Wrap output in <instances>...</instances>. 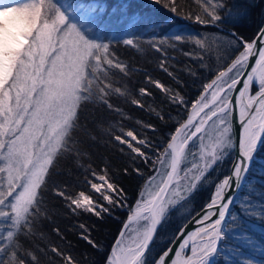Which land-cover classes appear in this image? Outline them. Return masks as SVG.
I'll list each match as a JSON object with an SVG mask.
<instances>
[{"label":"snow or ice","instance_id":"obj_1","mask_svg":"<svg viewBox=\"0 0 264 264\" xmlns=\"http://www.w3.org/2000/svg\"><path fill=\"white\" fill-rule=\"evenodd\" d=\"M192 2L182 18L214 32L151 37L145 53L131 29L105 35L122 5L0 0V264H264V237L253 239L248 228L249 221L264 228V0ZM164 7L180 15L179 0ZM254 12L257 30L245 38L238 28ZM169 39L190 64L169 70ZM116 45L158 54L172 83L121 59ZM141 71L151 88L134 94L131 76ZM181 72L199 84L193 100ZM153 88L159 104L147 103ZM120 100L151 119L128 127L133 117ZM101 148L116 158L96 164ZM125 180L139 182L132 203ZM205 192L153 254L169 217ZM120 210L126 219L107 253L94 225L77 219L67 230L89 252L77 251L57 223L64 213L103 221Z\"/></svg>","mask_w":264,"mask_h":264},{"label":"trees","instance_id":"obj_2","mask_svg":"<svg viewBox=\"0 0 264 264\" xmlns=\"http://www.w3.org/2000/svg\"><path fill=\"white\" fill-rule=\"evenodd\" d=\"M72 3H78L79 0H70ZM101 4H106L110 8H115L118 6H123L125 9L124 14H117L116 16H111L108 18L109 23L105 30V35L111 39L113 37L120 38L121 36L127 35L129 30L131 29L137 35L142 36L144 39L140 40V43L145 48V53L149 52L150 50L147 49V39L151 37H171L173 33H201L203 35H208L214 32V29L211 27H205L198 24L193 23L190 20L183 19L182 17L187 15V12L192 9L195 10L196 6L193 4L192 0H179V9L180 15L173 14L170 12L166 7H164V0L160 5L155 3H150V0H99ZM243 2V0H240ZM260 16L258 12H254L250 15V17L242 22L238 28V31L241 35L245 36V38H251L257 30V25L259 23ZM173 43H177L172 41L171 39L167 40L164 43V47L169 50V55L174 56L175 60H169L168 66L169 70L172 71L173 66L176 69H180L184 66V64H190L191 61H188L186 57L183 56L182 52L173 51L171 45ZM117 54L121 57V59L125 60L126 62L131 63L134 67H140L143 70H146L148 74H150L154 79H159L161 82L166 84H171L172 81L170 77L164 73L158 67L159 57L156 53H151V55L137 53L135 50L129 49L123 45H116ZM178 47H182L185 50L191 47V45H179ZM182 79L186 81V88L185 93L189 100L195 99L198 90L199 84H193L191 78L185 76L182 72L178 73ZM149 87L145 80L144 72H137L133 73L131 76V83L129 87L135 91L138 90L139 87ZM156 94L152 98L147 99L148 104H159L162 97L160 96L159 92L152 89ZM120 106L125 109V111L133 117L132 122H126L128 127L134 126V121L136 119H143L145 122L149 121L151 117L148 115L147 111H142L138 108H135L131 104L125 103L123 100L119 101ZM120 117L115 116L114 122H119ZM150 135V133H147ZM108 157L111 156L113 159L116 158V154L112 152H105L104 149H100L98 151V155L93 157V160L96 164L101 163L100 157ZM264 163V159L261 160ZM87 167V162L82 161ZM256 172V169H253V173ZM124 186L128 189L129 192V202L132 203L135 199V192L137 190L138 181L129 182L127 180L123 181ZM251 183L253 185H259L261 181L253 177ZM249 189L247 187L243 188L241 192L239 201L235 205L233 212H236L237 207L241 204V197L245 196L248 193ZM208 195L207 192L202 193L201 195L197 196L196 201L189 205L188 208L190 212L199 209V205L204 198ZM188 213H185L181 219H184ZM79 219L80 221L95 226V231L93 232V236L100 241L103 245V253H107L111 246L114 244L115 240L119 236V232L122 228V222L126 219V214L124 210H120L115 214V218L106 217L103 221H97L95 217L89 216H80V217H71L67 213L57 220L58 225L66 230L68 239L72 241L73 245L76 247L77 251H84L87 249V245L84 244L83 241L79 240L76 235L72 231H67L70 228V225L75 223ZM184 222L177 223L176 229ZM250 223V221L248 222ZM257 228L256 230L252 231L253 239H260L264 237V228L260 226L259 222L251 221ZM250 223V224H251ZM163 229V228H162ZM162 229L159 230L157 234V238L155 241V246L152 249L153 254L159 251V242L158 237L162 236ZM174 231V232H175ZM173 232V233H174ZM54 239V238H53ZM233 243H241L240 241H226L225 246L229 247ZM158 246V247H157ZM91 252V249H87ZM251 251V250H248ZM102 253V254H103ZM94 259L99 260L100 256L96 254H92ZM259 257L257 256V259Z\"/></svg>","mask_w":264,"mask_h":264},{"label":"rangeland","instance_id":"obj_3","mask_svg":"<svg viewBox=\"0 0 264 264\" xmlns=\"http://www.w3.org/2000/svg\"><path fill=\"white\" fill-rule=\"evenodd\" d=\"M190 209L187 207V209H181L178 212H174L168 219V222L166 224H164V226L161 228L162 229V233L163 235L158 237V242H159V247L164 246L167 241L171 238L173 232L175 231V227L177 226V223L179 221L182 222L184 219H181V217L185 214V213H189ZM251 223V221H250ZM248 223V228L250 230H256V226L253 223ZM252 233V231H251ZM158 247V246H157Z\"/></svg>","mask_w":264,"mask_h":264},{"label":"water","instance_id":"obj_4","mask_svg":"<svg viewBox=\"0 0 264 264\" xmlns=\"http://www.w3.org/2000/svg\"><path fill=\"white\" fill-rule=\"evenodd\" d=\"M236 127H237V129L239 128V123H238V121L236 122ZM242 191H243V189H242L240 192L236 193L237 199H236L235 204L233 205L232 211H233L235 205L237 204V202L239 201V198H240V195H241V192H242ZM189 227H193V226L190 225Z\"/></svg>","mask_w":264,"mask_h":264}]
</instances>
